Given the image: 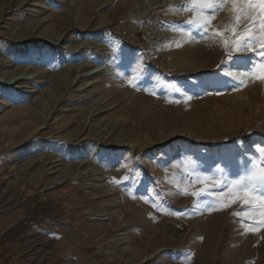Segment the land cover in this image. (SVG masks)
<instances>
[{
    "label": "rangeland",
    "instance_id": "rangeland-1",
    "mask_svg": "<svg viewBox=\"0 0 264 264\" xmlns=\"http://www.w3.org/2000/svg\"><path fill=\"white\" fill-rule=\"evenodd\" d=\"M186 2L0 0V206L63 222L11 264H264V225L233 215L246 206L190 194L264 144V81L244 75L260 49L179 33Z\"/></svg>",
    "mask_w": 264,
    "mask_h": 264
},
{
    "label": "snow or ice",
    "instance_id": "snow-or-ice-1",
    "mask_svg": "<svg viewBox=\"0 0 264 264\" xmlns=\"http://www.w3.org/2000/svg\"><path fill=\"white\" fill-rule=\"evenodd\" d=\"M225 3L231 5L232 23L226 25L223 30L209 31L212 28L215 13L221 11ZM176 10L192 14L188 20L184 21L189 28L176 31L191 38V29H195L203 38H218L220 46L228 55L233 52L253 51V45L258 43L259 55L262 59L254 63L244 75L253 80L264 81V0H187ZM243 21H247V24L241 28ZM129 83L131 84L132 81ZM254 147L255 154L248 156L247 166L237 179L225 183L216 177L196 174L195 181L200 183L202 188L199 192L190 193L199 199L208 194L209 184L220 188L221 195L216 198L215 204L221 208L236 202L246 206L243 214L241 211H236L233 215L240 217L242 226L245 219L253 220L249 228L264 225V144ZM224 189L227 191H223ZM185 194L189 193L185 191ZM207 207L211 209L213 205L209 204Z\"/></svg>",
    "mask_w": 264,
    "mask_h": 264
},
{
    "label": "crops",
    "instance_id": "crops-1",
    "mask_svg": "<svg viewBox=\"0 0 264 264\" xmlns=\"http://www.w3.org/2000/svg\"><path fill=\"white\" fill-rule=\"evenodd\" d=\"M51 225L57 228L63 222H29V212L22 207L7 212L0 206V264H11L19 251L26 255L37 232L44 233ZM56 234L62 236L59 229ZM39 237L40 242L44 243L46 236L41 234ZM26 261L23 264H27Z\"/></svg>",
    "mask_w": 264,
    "mask_h": 264
},
{
    "label": "bare ground",
    "instance_id": "bare-ground-1",
    "mask_svg": "<svg viewBox=\"0 0 264 264\" xmlns=\"http://www.w3.org/2000/svg\"><path fill=\"white\" fill-rule=\"evenodd\" d=\"M24 32H27L26 31V29H25V31ZM24 34V33H23ZM25 36V35H24ZM18 37V36H17ZM26 38V37H25ZM10 38H8V39H5V38H1V40H0V48H2V46H4V45H7L9 42H10ZM14 40V39H13ZM18 40H21V39H18ZM17 40V41H18ZM24 41V40H23ZM14 43V42H13ZM51 81L52 82H55V78H51ZM34 108V105L33 104H30V109L29 110H32ZM54 173H57L59 176H61V179L59 178V179H56V180H54L52 183H58V182H60L61 180H62V177H65L66 175H68L67 174V170H57V171H54Z\"/></svg>",
    "mask_w": 264,
    "mask_h": 264
},
{
    "label": "trees",
    "instance_id": "trees-1",
    "mask_svg": "<svg viewBox=\"0 0 264 264\" xmlns=\"http://www.w3.org/2000/svg\"><path fill=\"white\" fill-rule=\"evenodd\" d=\"M242 135V134H241Z\"/></svg>",
    "mask_w": 264,
    "mask_h": 264
}]
</instances>
